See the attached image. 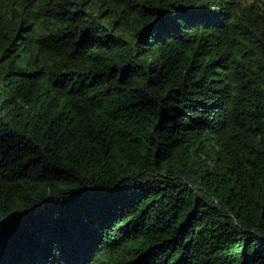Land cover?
Here are the masks:
<instances>
[{
  "label": "trees",
  "instance_id": "obj_1",
  "mask_svg": "<svg viewBox=\"0 0 264 264\" xmlns=\"http://www.w3.org/2000/svg\"><path fill=\"white\" fill-rule=\"evenodd\" d=\"M0 264H264V0H0Z\"/></svg>",
  "mask_w": 264,
  "mask_h": 264
}]
</instances>
